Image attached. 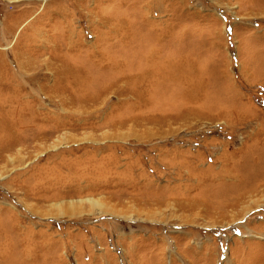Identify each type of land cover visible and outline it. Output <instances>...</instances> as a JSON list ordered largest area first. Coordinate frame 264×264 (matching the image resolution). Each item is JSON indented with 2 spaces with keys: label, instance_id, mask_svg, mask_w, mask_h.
Returning <instances> with one entry per match:
<instances>
[{
  "label": "rangeland",
  "instance_id": "374dc122",
  "mask_svg": "<svg viewBox=\"0 0 264 264\" xmlns=\"http://www.w3.org/2000/svg\"><path fill=\"white\" fill-rule=\"evenodd\" d=\"M0 264H264V0H0Z\"/></svg>",
  "mask_w": 264,
  "mask_h": 264
},
{
  "label": "bare ground",
  "instance_id": "6f19581e",
  "mask_svg": "<svg viewBox=\"0 0 264 264\" xmlns=\"http://www.w3.org/2000/svg\"><path fill=\"white\" fill-rule=\"evenodd\" d=\"M88 200L91 202V204L93 206H96L98 208H102V203H100L98 200H95V199H91V198H88ZM56 206L60 209V214L62 215H65V214H70V215H73L75 213H77V209H78V205L76 203H69V211L68 212H65L62 208H60L61 205L59 204H56Z\"/></svg>",
  "mask_w": 264,
  "mask_h": 264
}]
</instances>
